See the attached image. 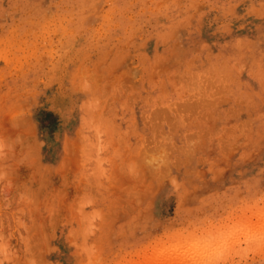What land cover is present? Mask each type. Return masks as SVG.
<instances>
[{
    "label": "rangeland",
    "instance_id": "1",
    "mask_svg": "<svg viewBox=\"0 0 264 264\" xmlns=\"http://www.w3.org/2000/svg\"><path fill=\"white\" fill-rule=\"evenodd\" d=\"M0 264H264V0H0Z\"/></svg>",
    "mask_w": 264,
    "mask_h": 264
}]
</instances>
